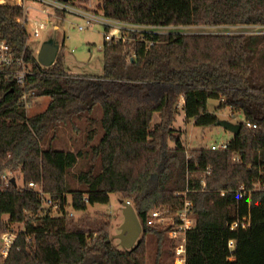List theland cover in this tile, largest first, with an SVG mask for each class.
I'll list each match as a JSON object with an SVG mask.
<instances>
[{"label": "trees", "instance_id": "16d2710c", "mask_svg": "<svg viewBox=\"0 0 264 264\" xmlns=\"http://www.w3.org/2000/svg\"><path fill=\"white\" fill-rule=\"evenodd\" d=\"M99 9L108 19L153 27L264 24V0H100ZM20 17L21 8L0 5L1 38L32 71L23 86L0 83V177L17 172L22 181V187L0 185V233L7 223L24 229L4 264H172V244L164 231L146 225V217L152 209L179 207L174 194L186 188L195 222L186 264H264L262 38L146 35L157 41L146 48L130 34L124 43L104 41L101 76H76L64 68L63 46L52 66H39ZM42 97L50 99L46 109L27 116L26 103ZM209 100L218 102L214 113L207 111ZM94 105L101 109L98 143L92 145L90 128L82 149L54 148L55 131L74 129ZM179 109L195 127L216 126V113L225 109L248 126L237 123L240 131L227 150L197 149L187 157L172 130ZM85 121L91 127L92 120ZM79 163L84 167L72 174L78 186L72 187L68 176ZM29 183L57 202L58 216L38 213L41 202ZM112 194L130 203L141 226L139 245L129 251L114 245L109 222L68 216V210L84 214L107 205ZM236 221L238 228L230 230Z\"/></svg>", "mask_w": 264, "mask_h": 264}, {"label": "built area", "instance_id": "2783aa9c", "mask_svg": "<svg viewBox=\"0 0 264 264\" xmlns=\"http://www.w3.org/2000/svg\"><path fill=\"white\" fill-rule=\"evenodd\" d=\"M99 4L100 0H0V5L14 6L22 9V17L17 22L27 30L29 40L39 39L42 32L48 29L56 32L59 28L58 26L64 23L68 17L81 21L80 24L76 25L77 30L80 32L92 29L94 26H102L105 31L104 41L109 44L116 45L118 43H124L128 40L130 34H135L138 36L140 42H144L146 48H150L157 43V41L147 40L146 35L179 34L175 33V31H179L177 28H182L176 26L153 27L111 20L103 15L99 9ZM31 16L33 17L31 18ZM200 28L232 29L227 34L259 36L264 41V24L259 26L240 25ZM161 30H167L168 33L163 34L160 32ZM222 34L225 33L205 35ZM59 46L62 47L60 44ZM38 49L35 51V56L37 55ZM31 75L32 71L29 65L23 62L22 57L17 58L15 56L10 46L0 35V83L3 79L12 81L16 86H23L27 78ZM22 98L26 100L25 95ZM28 107L29 104L26 103L25 108L27 109ZM240 122L245 123L243 118ZM228 141L218 145L216 150H227ZM233 161L237 162L238 159L234 158ZM208 175V170L203 173L202 180L200 181L203 187L205 186V177ZM12 179H14L16 184V178L11 173H4L0 177V185L3 188H8L12 184ZM26 188L37 193L41 202L38 211L39 214L49 212L52 217L59 215L57 202L52 200L49 195L44 194L40 186L29 183ZM190 193L191 191L188 188L184 192L175 193L174 196L178 199L179 207L152 209L146 217V225L164 231L166 239L172 244V264H186L187 234L195 226L193 202L188 198ZM220 196H224V192H220ZM239 196H241V192H239ZM126 203L130 205L129 202ZM68 216L73 217V213L69 212ZM238 226L239 222L236 221L229 225V229L235 230ZM241 226H244V224H241ZM23 232V226L6 224V228L0 233V264L5 263L10 252L15 248L19 235ZM234 247L235 242L230 241L228 243V249L233 251Z\"/></svg>", "mask_w": 264, "mask_h": 264}, {"label": "rangeland", "instance_id": "374dc122", "mask_svg": "<svg viewBox=\"0 0 264 264\" xmlns=\"http://www.w3.org/2000/svg\"><path fill=\"white\" fill-rule=\"evenodd\" d=\"M33 16H31L32 18ZM81 21L68 17L66 21L60 26L58 30L48 29L42 32L39 39H31L29 45L36 51L41 44L50 38H55L61 46H63V58L64 68L68 74L76 76H92L99 77L102 75L103 57L102 46L104 43V28L102 26H94L92 29L78 31L76 25ZM179 31L175 33L179 34H227L232 29H203L196 28H177ZM246 31V30H245ZM163 34L168 33L167 30L160 31ZM64 36V39H63ZM62 52L59 46L58 54ZM50 99L47 97L35 98L29 104L26 109L27 116H33L42 113ZM218 102L215 100H209L207 103V111L210 113L215 112ZM181 106V102H180ZM219 120L227 121L233 124H237L242 120L240 114H232L228 109L222 110L216 113ZM86 119H91L92 124L89 127ZM101 109L99 105H94L91 111L83 113V118L75 123L74 129L70 126L59 127L56 131V138L52 141V146L59 150H71L77 151L82 149L85 140L86 132L92 128L95 130V137L92 141V145L98 143L102 132L100 128ZM158 122V118L155 115L153 117L152 125ZM173 134L180 136L182 145L184 146L187 156H191L192 150L197 149H216L218 145L228 141L232 134L225 131L222 127H195L191 122H186L183 112L179 109L178 114L175 116V121L172 125ZM169 147H173L172 142H169ZM84 167L83 163H79L75 169L70 172L68 176V183L72 187H78L72 179V174L78 172ZM7 173V172H5ZM16 178V184L22 185L21 178L17 172L11 173ZM69 200V197H68ZM121 203L118 195H110V201L107 205H94L89 207L84 214L73 213V220H77L81 217H87L92 224H100L103 222H109L108 232L111 235L115 246L119 247V241L114 237L120 233V226L123 222L121 213ZM68 212H71L68 210ZM148 250V262H152L153 259V243L149 240L147 243Z\"/></svg>", "mask_w": 264, "mask_h": 264}, {"label": "water", "instance_id": "95a60500", "mask_svg": "<svg viewBox=\"0 0 264 264\" xmlns=\"http://www.w3.org/2000/svg\"><path fill=\"white\" fill-rule=\"evenodd\" d=\"M59 51V43L55 38H50L43 42L38 49L36 60L39 66L47 68L54 64ZM216 126L222 127L233 136L240 131L239 124H233L227 121L218 120ZM11 183L15 186L14 179ZM123 222L120 226V233L114 238L119 241V247L129 251L139 245L141 236V226L131 205L126 202L121 205Z\"/></svg>", "mask_w": 264, "mask_h": 264}, {"label": "crops", "instance_id": "0c3cea01", "mask_svg": "<svg viewBox=\"0 0 264 264\" xmlns=\"http://www.w3.org/2000/svg\"><path fill=\"white\" fill-rule=\"evenodd\" d=\"M182 103V102H181Z\"/></svg>", "mask_w": 264, "mask_h": 264}]
</instances>
